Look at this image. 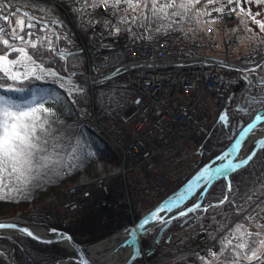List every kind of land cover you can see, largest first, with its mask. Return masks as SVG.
Returning <instances> with one entry per match:
<instances>
[{"label": "snow or ice", "instance_id": "6c2138e0", "mask_svg": "<svg viewBox=\"0 0 264 264\" xmlns=\"http://www.w3.org/2000/svg\"><path fill=\"white\" fill-rule=\"evenodd\" d=\"M84 3L93 12L103 5L104 15L108 19L89 20L87 27L91 28L93 23L98 26L103 24L111 35L131 31L132 25L142 29H151L155 25L156 32L163 31L165 34L169 31L191 32L194 29H185V24L192 22L198 24L200 17L211 16L212 11L225 15L235 14L237 19L240 18V13H244L264 32V21L256 19L260 15L259 12L253 14L250 8L245 11L243 7L237 12V8L233 7V5L238 6L240 0H226V3H221L219 0H207L203 7H197L201 0H92L91 4H87V0H84ZM216 3H219L218 7L208 10L209 5ZM245 3H255L258 6L264 4V0H245ZM40 4L50 5V7H40ZM33 5L41 12L55 13L54 0H30L27 6ZM226 8L227 12H225ZM17 15L27 17V24L24 19H17L13 23V17ZM0 21L7 24L9 29L6 31L0 26V43L5 46L4 54L0 55V201L19 202L27 198V194L32 188L38 186V182L62 173L66 174L69 168L79 167L96 153L92 145L84 140L83 133L77 127L54 118L56 106L63 108L64 104L68 103L62 98L61 91L68 97L74 94L80 96L84 92L80 82L72 79L76 75L75 72L70 75H61L62 72H67L66 68L45 66L52 59L50 54L56 51L52 37L54 36L56 41L61 39L60 33L55 29L62 26V21L53 20L49 24L42 17L38 19L30 15L28 11H21L12 0H0ZM37 25H40L39 31L45 35L33 40L32 30ZM113 27L116 29L115 33L110 31ZM25 28L28 29L27 39L24 35H20ZM207 31L212 32L213 29L208 27ZM5 35L8 38H3ZM63 38L68 39L67 36ZM17 41L22 46L16 47ZM37 44L40 45L39 48ZM28 47L34 50L33 54H29ZM11 53L18 55L15 59H9ZM46 55L47 59H45ZM59 55L64 57L63 52ZM258 69L264 70V63L254 62L244 71L254 75L257 74ZM245 79L247 80L248 77L246 76ZM37 82L55 85V87H37ZM248 82L252 83L251 80ZM257 85L264 86V76H257ZM139 102L138 100L137 103ZM70 103L75 105L77 101L72 99ZM251 103L264 105V95L247 96L244 104ZM261 112L264 113V109ZM226 116L225 112L219 116V120L223 123ZM262 119L264 115L258 114L255 121L244 128V132L251 130L253 125ZM240 143L241 141L236 140V144ZM255 155L253 151L238 163L225 158L226 162L217 166L205 165L188 182L187 191H191L193 183L207 180V183L211 184L218 178H227L230 172L246 166ZM216 159L220 160L221 157L217 156ZM228 191H232L230 179ZM200 194L204 195L203 192ZM182 200H184L183 195H178L175 199H167L143 218L136 228L131 229V234L135 235L137 229L143 233L145 226L154 218L160 219L163 224H168L172 219L186 217L197 210L207 213L209 209H215L228 201V197L225 196L218 203L203 207L202 202H197L183 211H177L175 216H170L168 219L159 215L161 212L171 211L173 207L179 208ZM249 203H251L250 199ZM258 205L257 201L256 208L247 209L245 220L248 227L240 223H236L234 227L222 224L213 216L211 219L217 223V227L209 236L211 244L201 250L203 255L197 252L194 253V257L201 261V264H264V209H260ZM244 211L241 208V213ZM5 227L17 228V225L0 223V228ZM20 230L33 239H40L28 228ZM50 231L63 238V234L58 233L56 229ZM42 242L51 243V241ZM79 254L82 256V251ZM84 264H87V261Z\"/></svg>", "mask_w": 264, "mask_h": 264}, {"label": "built area", "instance_id": "2783aa9c", "mask_svg": "<svg viewBox=\"0 0 264 264\" xmlns=\"http://www.w3.org/2000/svg\"><path fill=\"white\" fill-rule=\"evenodd\" d=\"M206 3L207 0L201 6ZM74 4L81 10L85 23L89 20L108 19L104 15L103 5L93 12L86 7L84 0H76ZM233 7L238 11L237 5ZM211 8L208 6V10ZM227 11L226 8L225 12ZM211 15H218L226 26L235 20V14L225 15L212 11ZM77 20V16L70 19L74 29L79 25ZM108 31L103 24L98 26L93 23L84 37L78 38L79 45L86 50L87 72L82 77L88 81L110 71L123 72L136 92L135 98L132 105L119 114L113 113L111 109L104 113L93 105H82L78 110L81 121L121 153V166H107L108 172L104 170L112 181L108 196L115 192L122 196L110 215L118 210V206L127 208L126 211L132 214L136 210L138 214L154 198L159 202L170 196L172 192L160 199L159 193L177 175L188 174L197 164L201 144L210 131V113L207 112L212 102V94L209 93V87L217 86L221 79L208 71L209 65L197 59L207 54L215 56L218 52L222 57L231 56V52L238 46L239 34L235 32L230 36L228 33L217 41L207 32L194 36L193 31H170L169 34L152 41L143 39L142 42L128 32L111 35ZM110 31L115 33V27ZM176 90L184 91V95L178 94ZM229 90L227 88L224 92L227 96ZM178 97L185 98L188 102L176 103ZM95 166L99 168L98 161ZM121 167H125L123 174L115 171ZM121 177L125 180L121 182L124 194H120L117 188H121ZM98 179L90 180L83 176L82 180L88 182L83 183L81 180L82 183L79 181L78 184L69 186L58 199L50 195L47 202L55 201L59 207L45 213L46 218L62 223L85 206L88 209L95 207L99 211L101 225L103 222L107 224L110 216L103 221L104 213L99 206L104 197L94 186ZM211 233L212 230L207 225L198 227L192 234L185 236L188 246L194 250L204 244Z\"/></svg>", "mask_w": 264, "mask_h": 264}, {"label": "trees", "instance_id": "16d2710c", "mask_svg": "<svg viewBox=\"0 0 264 264\" xmlns=\"http://www.w3.org/2000/svg\"><path fill=\"white\" fill-rule=\"evenodd\" d=\"M22 3L27 6L30 1H23ZM40 7L47 8L50 7V5L40 4ZM28 8L39 17H42V15L47 16L48 14L52 13L46 12L47 14H43L45 12L39 11L35 5L31 7L28 6ZM15 20L16 18H13V23ZM200 20L201 18L199 21ZM189 24L194 27L196 25L195 22ZM152 28H155V25H153ZM5 30L8 31V27H5ZM32 31L34 34L39 33L38 29H33ZM27 32L28 31L25 29L23 33H20V35H24L26 39ZM69 32L70 29L65 27L64 31L60 32L61 39L59 41H56L55 39V46H67L69 54L63 59L56 53H51L50 55L52 56V59L49 60L45 66L55 68L64 67L67 69V72H62V75L75 72V76H77L83 74L86 70V56L84 53L80 52L79 46L76 45ZM63 36H67L68 39L64 40ZM3 38H8V36L5 35ZM10 43H12L11 40ZM15 45L22 46L18 41L15 43ZM3 49L4 46L0 43V51L3 52ZM28 51L29 54H33L34 50L29 47ZM41 51H43V49H41ZM14 55L15 53H11L9 57L11 58V56ZM45 59H47V55ZM125 81V77L121 76L115 80H111L110 82L100 84V86L95 87L92 95L90 91L84 90L83 94L80 96H76L74 94L72 97H68L63 91H61L62 98L68 101V103H65L63 108L56 106V116L54 118L63 120L67 124L77 127L78 130L83 133L84 140L92 145L96 155L88 160H85L84 163H82L79 167L69 168L66 174L62 173L59 176H53L51 179L38 182V186L31 189V191L27 194L26 199H21L19 202L0 201V211L25 205L28 202L37 200L43 195L50 194L52 191H54L55 186L60 185V183L65 181H71V179L77 177L81 171H85L90 168L92 166V162L97 159L101 161L104 160L109 163H114L118 159V154L115 149H113L97 132L88 128L82 121H80L77 106H79V104H89L91 102L98 109H103L107 106H112L114 108L124 106L126 104L124 102V96H126V93L128 92L127 87L123 86L126 84ZM41 86L55 87V85L37 82V87ZM72 99L77 101L75 105L70 103ZM217 126L214 132H211V135L206 141V145L204 147L205 149L201 153V164L211 161L213 157L221 154L225 147H227L231 142L230 139H226L224 137L221 128L222 126H218V128ZM230 180L232 183V191L228 194V201L222 205H219V207L215 209H209L207 213H204L211 217L215 216V218L223 224L231 223L236 219V217L245 215L247 213V209L257 207V201L259 202L258 206L260 209L264 207V148L258 150L254 158L245 167L233 172L230 175ZM225 186V180H215L213 184L207 189L202 203L213 204L214 201L220 200L224 196ZM249 199L251 200V203H249ZM238 205L239 207H237ZM241 208L245 210L243 213H241ZM118 214H120V217ZM95 217L96 216L93 213L89 211H83L82 213L73 214V216H71L68 221L62 225L52 222L48 223L47 221L45 222L41 216L36 215L21 216L18 218L7 217V220L23 225L34 223L37 225L48 226L50 228L54 227L58 230H63L69 233L80 243H85L84 241L87 240L93 244L96 243V241L103 239L107 235L112 234L114 229L123 227L125 225V220L123 219H128V217H121V213H117V216L112 217L111 222L109 221L108 226L106 227L107 232L102 233V230L96 227L97 219ZM181 223L182 220H176L172 223V225L178 224L179 226ZM111 224H114L116 228L109 229L108 227H111ZM0 240L12 244L14 255L19 264H44L53 260H57L63 255L64 251V248H62L59 244L50 245L38 243L22 235H13L11 239L0 238ZM149 240L150 237L144 239L142 243L147 244ZM0 264H10V262H8L5 256L0 254ZM134 264H138V262ZM161 264L165 263L162 262Z\"/></svg>", "mask_w": 264, "mask_h": 264}, {"label": "rangeland", "instance_id": "374dc122", "mask_svg": "<svg viewBox=\"0 0 264 264\" xmlns=\"http://www.w3.org/2000/svg\"><path fill=\"white\" fill-rule=\"evenodd\" d=\"M221 1L223 3V0H221ZM12 2L15 3V0H12ZM22 2L23 1H21V3ZM201 2H202V0H201ZM22 5L25 6L27 9H29L28 6H26L25 4H22ZM239 5H240V8L243 7L245 9V11H247L250 8L251 12L253 14L259 12L260 15L257 16L256 19L264 21V4H260L257 6L255 3L248 4V3H245V0H240ZM15 6H16V4H15ZM25 7H24V9L26 10ZM197 7H200V6L197 5ZM43 14H47V13L45 12ZM212 17H213V22L217 23V21L219 20V17L217 15L212 16ZM212 17L211 16L207 17V20H210V18H212ZM13 18H16V20L22 19V16L17 15L16 17H13ZM63 19L64 18L60 16V20H63ZM76 23L82 27L81 30H79L77 33H75L76 38L84 37V34L86 32L85 29L86 28L88 29L87 25H82V23L79 20H77ZM188 25H189L188 28L194 29V31H193L194 36L199 35V34L202 35L206 32L210 36H213L216 33V35L213 37V39H215L217 41L221 40L222 34H220L221 31L219 30V29H221V24H217V25H220V26H217V28L211 27L213 29L212 32L207 31V28L210 26H207V23H205L204 20H200L198 24L196 23L195 27L194 26L191 27V25L189 23H188ZM226 27H227V28H225L226 35H228V33H229V35L231 36L235 32H237L236 34H239V37H237V35H234L237 38H239L238 39V40H240L239 44H238L236 50L234 51V55H231L229 57H222V54L220 52H218V54H215V56L217 58H213V59H216V60L219 59V60L225 61L226 63H229V64L224 65L220 62L218 63L217 61L209 59L207 56H202V59L200 60V61H202V63L210 66L208 68L209 72L216 74L218 79L221 78L217 82L218 83L217 86L213 85V86L209 87V93L212 94V102H211L210 107H209L208 112H207V113H210L208 115L209 116L208 121H209L210 131L201 144V150H200L201 153L205 149L204 147L206 145L207 139L211 135V132H214L217 125L222 126L221 128H222V133L224 134V137L226 139H230L229 133L231 132V127H228V125L226 127L224 125L219 124L220 123V121L218 120L219 113H221V112L225 113L226 112L227 115L230 116V119H232V117H238V115H239L242 119L244 118V120H247V119H245V118H247V117H245L246 114L245 113L242 114V112L238 111L236 109V107L238 106L239 103H242L243 98L249 96V93L253 92V90H254V92H256V94L258 93L257 91L261 92L262 90H264V86L257 85V76L258 75L264 76V70L258 69L257 74H254V75H249L248 73H246L244 71V69L246 67H251L254 62H258L259 57L262 55V52H264V32H262L260 30L259 26L256 23H254L250 17L245 16L244 13H240V18L237 19L234 23L229 24ZM248 29H251V31H248ZM143 32L145 33V36L142 34V31H141V33H139L137 35V38L141 39L142 42H144L143 39H146L147 41H152V37L156 36V35L158 37L166 35L163 31L156 32L154 30V28H151V29L145 28V30ZM169 33H170V31L167 32V34H169ZM43 34H45V33H40V36H43ZM15 46L20 47L17 45H15ZM85 52H86V50H84V53ZM0 54L3 55L4 52L0 51ZM17 55L18 54L15 53V55L11 56V58L9 57V59H15ZM191 57H193V55H191ZM262 63H264V61ZM86 65H87V61H86L85 66ZM183 66H186V65L183 64ZM187 69L184 70L185 74H186ZM102 71H104V69ZM246 76L248 77L247 80L245 79ZM115 79H117V78H115ZM243 80H245V81H243ZM249 80H251V82H252L251 84H249V82H248ZM123 86H126L127 91H128L126 93L127 95L124 96V102L126 103L125 105H127L128 103H130V99H132V101L134 100V98H135L134 96H135L136 92L133 91V86H130L127 83ZM227 88L230 89L228 96L224 93ZM236 88H238V89H236ZM234 89H236V90H234ZM176 91L178 94L184 95V91H179V90H176ZM232 93H233V95H232L231 101L229 103L230 105L227 106L226 101L231 96ZM177 102L184 103V102H188V101L185 98L178 97L176 100V103ZM235 104H236V107H235ZM251 106H253V104H250L249 108ZM224 108L226 110H224ZM247 111H249V110H247ZM237 113H238V115H237ZM218 126H217V128H218ZM258 131L260 132L261 128L258 129ZM251 136H253V135H251ZM230 140H231L230 143H232L233 140L232 139H230ZM197 160H198L197 163L201 164V157H199ZM105 162L109 163L107 161H105ZM92 163H93L92 165L95 166V161ZM109 164L111 165L112 163H109ZM106 167L107 166H105V172H108ZM193 170L194 169H192L190 171V173L185 174V175L184 174L177 175L173 181L167 183V185H166L167 187L164 188V190H161L162 192L159 193L161 196L160 199L169 195L170 192L175 191L183 183L185 178L189 177L191 175V173L194 172ZM98 173H99V168H97L96 166H95V169L90 167L85 171H81V173H79L77 175V177L71 179V181H65V182L60 183V185L55 186L54 191H52L50 194H46V195L39 197L36 201L28 202L25 205H21V206L12 208V209L0 211V222H7L8 221L7 217L18 218L21 216H29V215L41 216L45 222L46 221L49 222L48 219H46V216L44 218V215H45V213H50V210L53 211L56 207H55V201L50 202V203L47 202L48 196L53 195L55 198L58 199V196H60L61 193L66 188H69V186H71L73 184H78L79 181L82 180L83 176H87L90 180H92L91 177H93V176H95V177L101 176ZM126 177L129 178L128 175H126ZM122 180H124V177H121V179H120V187L121 188L117 187L118 190H120V194H122V193L124 194V192H125L124 187H122V185H121ZM196 199H197V197H194L190 203L182 205L180 208H178V211H182L188 207H191L193 204H195ZM153 200L155 201L156 199L154 198ZM214 202H217V201H214ZM153 206L154 205H152V202H150L147 205H145L144 210L149 211V209L152 208ZM83 207L85 208V206H83ZM120 207H121L120 210H117L116 212H112V214L109 215L110 216V220H109L110 222H111L112 217L117 216V213H121V217H123V218L126 217V215H127L126 209L127 208H125L123 206H120ZM84 208L82 210H77L74 214L79 213L80 211L83 212ZM262 208L264 209V207H262ZM86 209H88V208H85V210ZM128 213L131 214L130 212H128ZM140 213H138V214H140ZM93 214L96 216L95 218L97 219L96 227L98 229H101L102 233H106V231H107L106 227L108 226L109 221L107 222V224L105 222H103L101 225V220L99 219L98 215L96 213H93ZM246 214L241 216V217H236V219L234 221H232L231 223H226V224H229L230 226L234 227V225L236 223H240V224H243L245 227H248V223L245 220ZM202 215H203L202 212H200V210H197V211L192 212L191 215L186 216L187 218H189V220L185 223V225H183V226H185L183 228H181V226H178V224L171 225V227L163 233V235L161 237V244H158V245L152 247L153 253L149 256V258L146 259L148 262L145 263L144 259H140V261H138V264H161L162 262H164L165 264H201V261H199L198 259H196L194 257V253L199 252L200 255L204 254L203 251H201V250L206 249L211 244L209 237L207 240H205L204 244L197 246L194 250H192L191 247L188 246V241L186 240L185 236L192 234L193 231H195L200 226L207 225V227L210 228L212 231H213V229H215L217 227V223L213 222V220L211 219L212 218L211 216H209L207 214H204V216H202ZM118 216L120 217V214H118ZM138 217H139V215H137L135 213L133 216H129L128 219L126 218L127 220L123 219V220H125V223H124L125 225L123 226V228L117 229V231H115L114 233L111 234V236L108 238V240L113 238L114 236H117V234H119L121 232L125 235V232H123V231H124V229H127L126 228L127 224L133 222ZM180 219H181V217L173 219V220L178 221ZM216 221L220 222L217 219H216ZM104 223L106 225H104ZM220 223H222V222H220ZM24 226H33V227H36L38 229H40L41 227L46 228V226H44V225H37L34 223H29V225H24ZM108 228L114 229V228H116V226L114 224L113 225L111 224V227L109 226ZM156 231H157V227H155L152 231L148 232L147 234L149 235L151 232L155 233ZM8 233H10V232H8ZM8 233H5L6 235L0 233V238L11 239L13 237V235H22V234H14V233L8 234ZM165 236L171 237L170 241H168L167 243L165 241V239H166ZM124 237L121 238V240L117 242V244L114 248L121 245L120 243H121V241L124 240ZM100 241H101V239L99 241H96L95 244L99 243ZM84 242L87 245L91 244L87 240ZM0 243H2L3 245H7V246L10 245L12 247L13 257H12V255H10L9 252H7V248H6V252H0V254L5 256L8 260V262H10V264H12V263L19 264V262L17 261L15 255H14V249H13L12 244H9V242L7 243L6 241H3V240H0ZM85 243H82V244H85ZM112 251H113L112 252L113 254L116 253L115 249ZM63 253H65L67 255L72 254L67 250L63 251ZM122 258H123L122 255H118V257L116 258V261L118 262V261L122 260ZM59 259H61V256L57 260H59ZM57 260H53V261H57ZM53 261H50V262H47L44 264H51V263H53Z\"/></svg>", "mask_w": 264, "mask_h": 264}, {"label": "water", "instance_id": "95a60500", "mask_svg": "<svg viewBox=\"0 0 264 264\" xmlns=\"http://www.w3.org/2000/svg\"><path fill=\"white\" fill-rule=\"evenodd\" d=\"M21 11H26L24 8H20ZM32 15V14H30ZM33 16V15H32ZM27 24V23H26ZM40 27V25H37ZM27 29V28H26ZM69 53H64V58H66V56L68 55ZM1 55V54H0ZM208 57V56H207ZM211 59V58H210ZM214 61H217L218 63H222L224 65H228L229 63H226L225 61H222V60H216L214 59ZM264 61V53L262 54V56L259 58L258 62L262 63ZM245 81V80H243ZM78 82H80V86H83L82 85V82L80 80H78ZM238 89V88H236ZM234 89V90H236ZM233 93L231 94V96L227 99L226 101V104L227 106H229L230 104V101H231V97H232ZM249 95L251 96V94L249 93ZM246 97L243 99L242 103H239L238 106L236 107V109L240 112H246L248 109H249V106L250 104H244V101H245ZM252 104V103H251ZM258 110L254 113V116L252 119H250L247 123H244L243 121H238V123L236 121H233L232 122V130H231V137L233 138V135L235 134V129H234V126L235 124L238 125V128L240 129V131L235 135L234 139H233V142L231 143V145L223 151V153L221 155H219L220 157H223L224 155H228L226 157L227 160H232L234 162H239L240 160H243L246 158V156H248L250 153H252L253 151L256 153L258 150L264 148V133H262V136H259V138L255 139V142L252 144V147L251 149H249V151L247 153H245L244 155H241L239 153V144H236V140H243L244 138H252L251 136V133H253L254 131H256V129H259L261 127V125L264 124V119L260 120L259 122L255 123L253 125V128L251 130H249L248 132H244V128L247 127V125L249 123H252L253 121H255L256 119V116L258 114H262L264 115V113L261 112L262 109H264V106L260 105L258 106L257 108ZM224 114V112H221L220 115ZM241 133H243V135H241ZM256 141H261V143H256ZM254 158V157H253ZM226 159L223 158V160H217L215 158V160H213L211 163L208 164V166H217L219 165L220 163H224L226 162ZM245 166H241V168H243ZM240 168V169H241ZM233 172H230L229 173V176L227 178H223L225 181H226V187H225V194L223 196V198L225 196L228 197V181L230 179V175L232 174ZM197 174V173H196ZM193 175L191 177V179H189L187 181V183L185 184V187L181 189V195L184 196V200L180 201V205H184L185 203H187L189 200L192 199V197L199 191L201 190V192H203L204 194L206 193L207 189L213 184V181L211 184H208L207 183V180H203V181H200L199 183H193L192 186H191V191H187V187H188V182L190 180H192L195 176ZM219 179V178H218ZM217 180V179H216ZM206 185V187H205ZM203 196V195H201ZM222 198V199H223ZM221 200V199H220ZM219 200V201H220ZM219 201L217 202H214V203H218ZM165 202V201H164ZM164 202L160 203L159 206L161 204H163ZM165 207H168L167 205H164ZM180 206V207H181ZM175 208V207H173ZM156 208H154L152 211L156 210ZM150 211L149 214L152 212ZM146 216L148 215H145L143 216L140 220H138V222L132 226V227H129L128 229V236L126 238V240L122 243V246H125V247H128L130 246L131 247V254L124 260L123 263L121 264H132L135 260L137 259H140L141 257V250H140V241H139V237L142 236L144 233H146L147 231H149L148 229V225L145 226V231L143 233H141L138 229L136 231V234L135 235H132L130 230L133 229V228H136L137 225L143 220V218H145ZM189 220V218L185 219L184 222H187ZM171 222V221H170ZM170 222L168 224H163L161 226V229L157 235V241L160 240V237H161V234L162 232L169 227L170 225ZM0 223H4V224H16L17 225V228H9V227H5V228H0V233L1 234H5L3 232H8L10 231L11 233H14V234H22L23 236L27 237L28 239H32L34 241H37V242H42V241H51V243H46V244H50L52 245L53 243L54 244H59V245H62L64 246L66 249H68L70 251V253L72 254H69V255H63V259L61 261H53V263L51 264H64L63 261L64 260H68V264H84L85 261H87V264H97L93 261H91V259L89 258V255H88V252H87V247H84L83 245H81L78 241H76L74 239V237H72L69 233L65 232V231H60V230H57L58 233H62L63 234V238L53 234L50 230L51 229H55V228H44V227H41L43 229V231L45 232V235L44 236H38L35 232L32 231V228L33 226H24L22 224H17V223H14V222H0ZM23 228H28L30 231L33 232L34 236H38L40 239H33L32 237H29L25 232L21 231L20 229H23ZM36 228V227H34ZM127 230H124V232H126ZM6 235V234H5ZM68 237H70V239H68ZM44 243V242H43ZM7 246V245H6ZM10 247V255H12L13 257V251H12V247L10 245H8ZM7 246V247H8ZM82 251L83 255L81 256L79 253ZM13 259V258H12ZM14 264V263H12Z\"/></svg>", "mask_w": 264, "mask_h": 264}, {"label": "bare ground", "instance_id": "6f19581e", "mask_svg": "<svg viewBox=\"0 0 264 264\" xmlns=\"http://www.w3.org/2000/svg\"><path fill=\"white\" fill-rule=\"evenodd\" d=\"M95 81V79H91V80H83L82 81V88L83 87H85V88H89V87H91L92 86V82H94ZM95 88H90L89 89V91H90V93H91V95H92V93H93V90H94ZM82 105H85V106H89V105H93L94 106V104L91 102V103H89V104H79V106H77V110L79 109V107L80 106H82ZM94 108L95 109H98V108H96L95 106H94ZM108 109H111V111L113 112V113H115V114H119V113H121V112H123V110L122 111H120L119 109H117V107L116 108H112V107H110V106H107V107H105V108H103V109H98V110H102L104 113H106V111L108 110ZM78 116H79V119H80V121H81V118H80V112H79V110H78ZM83 122V121H82ZM84 123V122H83ZM85 124V123H84ZM86 125V124H85ZM87 126V125H86ZM88 127V126H87ZM89 128V127H88ZM261 133H255L256 131H254L253 132V134L251 133V135H253V137L252 138H244L243 140H241V143L239 144V153L241 154V155H244L245 153H247L248 151H249V149H251V147H252V144L255 142V139H257V138H259V136H262V132H264V124L263 125H261ZM254 133H255V135H254ZM106 142H108L107 140H105ZM108 144L113 148V149H115V151L117 152V154H118V159L114 162V163H112L111 165H107V164H109V163H105V161L103 160V161H101V160H98L97 159V161H98V163L100 164V166H99V173L98 174H100L101 172V174H102V176L101 177H99V179H98V177H95V176H93V177H91L92 179L94 178V179H98V181L94 184V186H95V189L97 190V191H101V193H102V196L104 197L103 198V200L102 201H100V203H99V206H100V208H101V210H102V212L105 214H102V216H103V218H104V220L103 221H105V220H108L109 218V215H110V213H111V211H113L114 210V208H116V205H117V203H118V201L122 198V196H120L118 193H113V194H110L109 196H108V194L110 193V191H111V189H112V186H111V177H110V175H108V174H106L105 172H104V170H105V166H111V167H118V166H121V162H120V158H121V153L119 152V150L113 145H111L109 142H108ZM228 155H224L223 157H221V160H223V158H226ZM122 158H123V156H122ZM91 168H94L95 169V166L94 165H92L91 166ZM103 168V170H101ZM117 173H119V174H123L124 172H125V167H121L120 168V170L119 169H117V170H115ZM83 181V180H82ZM82 181L80 182V183H82ZM86 182H88L87 180H84L83 181V183H86ZM161 200H159V202H157V200L156 201H152V205H154L152 208H150L149 209V211H146V210H144V209H142L141 210V212H143L144 214L143 215H141L140 217H142V216H145V215H148L149 214V212H150V210L152 211V209L155 207H158L159 206V204L161 203L160 202ZM146 202H148V201H146ZM209 205V204H208ZM55 207L56 208H58L59 206L57 205V203L55 202ZM105 207V208H104ZM143 208V207H142ZM118 209H119V206H118ZM178 211V209H176V208H173L171 211H164V212H161V213H159V215L160 216H162L164 219H168L170 216H175L176 215V212ZM54 212H56V211H54ZM90 212L91 213H96L97 215H98V217H99V211H96V208L94 207V208H91L90 209ZM133 212L134 213H136V210H133ZM132 215V213L131 214H129L128 213V217L129 216H131ZM203 216H204V213H203ZM161 221H160V219H158V218H154L152 221H150V223H149V225L147 226L148 227V229L151 231L152 230V228H154V226L155 225H157V224H159ZM135 224V223H134ZM133 224V225H134ZM132 225V226H133ZM32 231L33 232H35L38 236H44L45 235V232L43 231V229H38V228H32ZM149 231V232H150ZM8 232H10V231H8ZM8 232H3V233H8ZM198 232H200V230H198ZM11 233V232H10ZM10 233H8V234H10ZM200 234H202V232L200 233ZM124 236H127V235H124L122 232L121 233H119V234H117V236H114L113 238H111V239H106L105 241H102V242H100V243H97L96 245H93L91 248H88L87 249V252H88V255H89V258L91 259V261H93V262H95V263H97V264H121V263H123L124 262V260L131 254V252H132V250H131V248L129 247H122L121 245H119L118 247H116V248H114L115 246H116V244H117V242L118 241H120L121 240V238H123ZM126 238V237H125ZM125 238H124V240H125ZM123 240V241H124ZM201 240H203V239H201ZM123 241H121V243L123 242ZM139 241H140V239H139ZM37 242V241H36ZM38 243H40V242H38ZM41 243H43V242H41ZM120 243V244H121ZM158 243L159 244H161V239L158 241ZM46 244V243H45ZM54 244V243H53ZM62 246V245H61ZM63 247V246H62ZM6 248H7V252H9L10 253V247L8 246H6V245H3L2 243H0V252H6ZM115 249V251H116V253L115 254H113L112 252V250H114ZM8 253V254H9ZM106 253V254H105ZM118 255H122L123 256V258H122V260H120V261H116V258L118 257ZM140 259H145L144 261H145V263L146 262H148L146 259H147V257H145V258H143V255L141 254V257H140ZM137 261L135 260V262L134 263H136ZM133 263V264H134Z\"/></svg>", "mask_w": 264, "mask_h": 264}, {"label": "flooded vegetation", "instance_id": "af4514ba", "mask_svg": "<svg viewBox=\"0 0 264 264\" xmlns=\"http://www.w3.org/2000/svg\"><path fill=\"white\" fill-rule=\"evenodd\" d=\"M26 8V7H25ZM26 11H28L30 14H32L34 17H36V18H41V17H39L37 14H35L34 12H32V11H29V9H27L26 8ZM22 19H24V21H25V24L27 23V17H22ZM43 20H45L44 18H43ZM45 21H47V20H45ZM62 21V26H60V28H57V31L60 33V31L62 32V31H64V29H65V27H66V25L64 24L65 22L63 21V20H61ZM0 26H2V27H8L7 26V24H4V22L3 21H0ZM39 28V26L38 27H36V29H38ZM69 34H71V32H69ZM263 91V92H262ZM261 92L260 91H257L258 93L256 94V92H254V90H253V92H250V94H251V96H255V97H259V96H262V95H264V90H262ZM253 104V106H251L248 110L249 111H247V112H249V113H254V111H257L258 109V106H260L261 104H258V103H252ZM262 106H264V105H262ZM224 110H226L225 108H224ZM237 115H238V113H237ZM238 121V120H240V121H242V118L238 115V117H232V119H230V116H226V120L222 123L220 120V125H224V126H226L227 127V125H231V127L233 126L232 125V122L233 121ZM234 129H235V132L237 133L240 129L238 128V125H236L235 124V126H234Z\"/></svg>", "mask_w": 264, "mask_h": 264}]
</instances>
